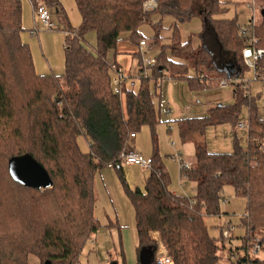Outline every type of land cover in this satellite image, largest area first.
Segmentation results:
<instances>
[{
    "label": "trees",
    "instance_id": "16d2710c",
    "mask_svg": "<svg viewBox=\"0 0 264 264\" xmlns=\"http://www.w3.org/2000/svg\"><path fill=\"white\" fill-rule=\"evenodd\" d=\"M29 1L34 8L45 5L61 13L67 22L59 0ZM147 1L75 0L81 26L73 30L67 22L65 71L40 75L30 47L20 37L22 0H0V264H30V257L41 264H80L84 247L101 228L94 215L95 175L112 166L124 179L121 155L131 135L144 126L154 132L160 121L154 102L158 95L151 82L156 90L164 79L186 80L192 89L204 85L215 89L223 79L239 82L233 86L232 104H218L205 116L180 120L182 143L196 146L193 166L181 169L184 178L195 183L194 194L170 190L156 146L144 190L129 189L137 264L144 248L156 249L154 232L174 264H217L226 239L222 231L219 237L209 234L206 218L222 215L226 186L247 200L240 225L245 233L244 255L239 250L230 255L237 264H264V116L252 97L248 99L243 82L248 69L244 50H264V19L241 26L236 18L224 16L227 5L221 0H156L157 7L145 11ZM152 15L174 20L165 44ZM193 19L202 23L201 44L196 48L190 38H181L179 28ZM144 24L154 28L153 37L142 36ZM89 31L96 32V49L85 42ZM142 40L150 46L161 45V52L150 65L138 53L139 80L124 83L116 94L107 56L120 42L139 45ZM230 65L233 70L228 69ZM255 73L264 81V56ZM244 106L249 108L244 143L236 137L231 152L214 153L195 140L204 137L209 126L231 123L238 127ZM80 135L88 139L87 153L78 144ZM153 142L156 145L155 134ZM25 154L47 170L51 188H26L12 180L8 161ZM257 238L262 252L251 257L248 244ZM155 254L156 250L151 264Z\"/></svg>",
    "mask_w": 264,
    "mask_h": 264
},
{
    "label": "rangeland",
    "instance_id": "374dc122",
    "mask_svg": "<svg viewBox=\"0 0 264 264\" xmlns=\"http://www.w3.org/2000/svg\"><path fill=\"white\" fill-rule=\"evenodd\" d=\"M226 3L227 10L226 18H236L241 26L247 25L250 21L258 23L262 20V10L264 9V0H221ZM61 8L65 12L67 22L71 28L78 30L81 26V16L77 9L75 0H59ZM52 29H43L40 21L35 20L34 7L29 0H22V27L23 31L20 34L23 43H26L31 50L35 71L37 74L55 73L62 75L65 71V30L67 22L64 20V15L57 13L55 10H49ZM167 18V17H166ZM172 19V18H170ZM173 20V19H172ZM198 20V21H197ZM167 24V23H165ZM200 26L202 23L199 19H193L190 23L180 25V36L185 41L191 39L200 41ZM158 32L162 38V43L167 42V37L172 33V29L162 27L161 23L157 25ZM200 30V31H199ZM140 33L145 38L149 39L155 35V30L150 24H144L140 27ZM85 42L91 48L97 47V36L95 31H89L84 35ZM147 48L144 51L143 60H154L160 54L159 46H150L149 41L145 40ZM126 42V41H125ZM123 43V42H120ZM128 45H134L132 42H127ZM169 55V52H167ZM138 61L137 71L128 75L131 76L126 81L128 84L131 81H138L139 71V56H135ZM244 63V62H243ZM245 65V63H244ZM121 72H125L120 68ZM112 73V72H111ZM149 73V72H147ZM137 74V75H136ZM137 76V77H136ZM243 80L250 82L249 92L260 112L264 113V81L256 77L253 69H246L243 73ZM205 83V82H204ZM152 90L156 91L154 102L157 111L160 113V121L156 124L154 132L149 126H144L137 132L135 140L130 139L128 146L135 147L136 151L141 152L145 157H152L157 148L161 161L170 178L169 188L171 191L179 195H192L194 183L185 179L181 174L182 167L193 166V159L196 151L194 142L182 143L179 134L180 120L184 118L202 117L208 114L209 110L218 104H232L234 102L233 85L227 88L217 87L215 89L208 88L204 85L203 89H192L186 80H171L165 79L158 84L155 90L153 81ZM206 84V83H205ZM139 83L136 82V90ZM249 108L244 106L238 123L248 124ZM237 123V124H238ZM153 134L157 139L156 145L153 142ZM236 137L244 143L248 137L247 128L234 127L231 123H223L216 126H209L204 137L197 136L196 141L206 143L207 149L214 153H229L234 149ZM78 144L82 152L89 151V143L86 136L80 135L77 138ZM175 144V148L172 147ZM128 150V148H127ZM181 153L182 163L174 160L173 156L176 152ZM107 170V169H106ZM112 170V169H109ZM124 179L114 171L116 190L127 202L125 220L129 224L127 234L130 235L132 243L127 246L121 244L122 235L118 232L119 229L112 225L116 223L113 207L104 198V194L96 193V204L94 215L98 218L101 228L94 236L97 241L95 245L88 241L81 254L80 263L87 264V254L93 252L96 248L98 260L101 264H137V238L135 228V214L132 203L129 198V189L139 187L144 190L145 180L148 178L150 170L135 166H125ZM224 197L228 202H222V215L220 217H207L206 224L208 232L213 237H219L221 227L224 223L231 222L235 227L236 234L230 240H225V248L220 250V260L218 264H237V258L230 255L231 251L239 250L241 255H244V250L241 248L243 244L244 229L240 227L241 217L245 213L247 200L243 196L235 193L231 186L224 188ZM169 254V253H168ZM31 264H34V257H30ZM33 259V260H32ZM37 259V258H36ZM123 259L125 263H123ZM39 264L40 261L38 260ZM116 262V263H115Z\"/></svg>",
    "mask_w": 264,
    "mask_h": 264
},
{
    "label": "built area",
    "instance_id": "2783aa9c",
    "mask_svg": "<svg viewBox=\"0 0 264 264\" xmlns=\"http://www.w3.org/2000/svg\"><path fill=\"white\" fill-rule=\"evenodd\" d=\"M157 7V1L156 0H149L144 4L145 11H152ZM34 13L36 16V19L40 21L43 25V29H52V23L50 19V12L49 9L45 5H40L37 8H34ZM243 34H245V30L243 29ZM147 43L145 40L140 41L139 44V53L143 56L144 51L147 48ZM264 56V50L263 49H254V48H248L245 49L243 52V60L245 63V66L249 69H253L254 71L257 68V65L259 61ZM146 65H150L155 62V60H147L144 61ZM110 71L112 72V83L114 87V92L116 94L121 93V86L126 83V81L129 79L128 75L121 72V70L118 68L117 65H111ZM257 77V76H256ZM239 80L235 79H223L220 81L219 87L220 88H227L230 84L234 86L235 83H238ZM245 83L244 88L247 90V96L248 99L251 98V94L249 92L250 88V82ZM239 128H249V123H240L238 125ZM131 138H135V135L132 134ZM172 147L175 148V144L172 143ZM174 160L177 162L182 163L181 159V153L176 152V154L173 156ZM122 163L123 165H133L137 166L143 170H150L152 168V161L149 157H145L142 153L134 151V150H127L121 155ZM109 169H113L112 166L108 167ZM183 168V167H182ZM227 202V200L223 201ZM235 227L231 224V222L224 223V226L222 227V234L223 237L226 240H230L231 236L235 232ZM156 254H155V264H174L171 256L168 254V251L165 246L161 244L160 241H156ZM248 255L251 257H258L260 256L262 252V242L260 238H257L255 240H252L248 244Z\"/></svg>",
    "mask_w": 264,
    "mask_h": 264
},
{
    "label": "crops",
    "instance_id": "0c3cea01",
    "mask_svg": "<svg viewBox=\"0 0 264 264\" xmlns=\"http://www.w3.org/2000/svg\"><path fill=\"white\" fill-rule=\"evenodd\" d=\"M152 19H153L154 23H161L162 27L164 26L167 29L171 28L172 24L174 23V20H172L170 18H160L157 15H152ZM35 20H37L36 16H35ZM165 23H167V24H165ZM179 28H180V26H179ZM200 30L202 31L201 26H200ZM201 31H200V33H201ZM127 42L128 41L123 42V43H119L117 50L115 52H110L108 54L107 61L111 65H117L119 69L121 68L123 71H125L124 73H126L128 75H132L137 71V67H138V61L136 60L135 56H137V54L139 53V45L138 44L128 45ZM167 42H168V39H167ZM162 44H165V43H162ZM200 44H201V40L192 42V45L195 48L198 47ZM158 46L160 47L161 45H158ZM228 69L233 70V66L230 65ZM128 77H131V76H128ZM160 84H161V81H160ZM260 115L264 116V113L260 112ZM136 138H137V135L135 136V138H131V139L135 140ZM128 150L136 151L135 147L130 148L129 146H128ZM137 152H139V151H137ZM125 166H133V165H123V169H122L123 171H124ZM135 167H137V166H135ZM115 170L118 171V174L120 175V172H121L120 170H117V169L109 170V168H107V170L104 169V170L96 173V175H95V194L97 192L104 194L106 196L104 198V200H106V202H108L111 209L113 207L114 213H111V214L115 215L116 223L113 224L112 226L114 228L119 229L118 232L123 237L122 241H121V244L123 247V246L129 245V243L131 244L133 238L131 237V230H130V235L127 234V232H128L127 230H128V228H130L129 224L125 220L126 206L128 204H127V202L126 203L124 202L123 198L120 197V194L116 190L115 175H114ZM144 171H146V170H144ZM122 174L124 175V173H122ZM146 180H145V182H146ZM193 186H194V188H193V194H194L195 187H196L195 183ZM135 228H136V223H135ZM221 230H222V227H221ZM235 234H236V231L234 232V234L232 236L234 237ZM94 236L91 239V243L95 245V242L97 241V239ZM151 238L154 241L160 240L159 234L157 232L151 233ZM94 249L95 250L93 252H90L87 254V259H86L87 264H101L100 261L98 260V254L96 253L97 250H96V248H94ZM31 262L32 261H30V264H31ZM34 264H39L38 259H34Z\"/></svg>",
    "mask_w": 264,
    "mask_h": 264
},
{
    "label": "water",
    "instance_id": "95a60500",
    "mask_svg": "<svg viewBox=\"0 0 264 264\" xmlns=\"http://www.w3.org/2000/svg\"><path fill=\"white\" fill-rule=\"evenodd\" d=\"M264 19V10L261 12ZM8 169L12 180L23 187L32 189H49L53 181L47 170L30 154L12 157L8 161ZM154 250L144 248L141 252V264H151L154 259ZM48 264V263H47Z\"/></svg>",
    "mask_w": 264,
    "mask_h": 264
}]
</instances>
